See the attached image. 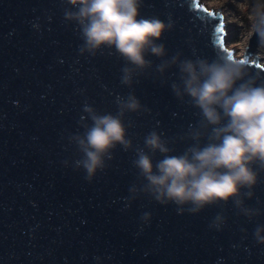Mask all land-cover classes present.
I'll list each match as a JSON object with an SVG mask.
<instances>
[{
  "label": "water",
  "instance_id": "1",
  "mask_svg": "<svg viewBox=\"0 0 264 264\" xmlns=\"http://www.w3.org/2000/svg\"><path fill=\"white\" fill-rule=\"evenodd\" d=\"M66 9V0H0V264H264V246L253 239L256 224H264V172L254 198L245 201L262 214L248 222L229 203L226 225L215 231L209 224L220 207L177 214L174 205L147 196L130 200L129 187L138 182L134 151L117 146L91 182L74 169L79 153L70 138L83 131L85 104L115 114V98L132 92L148 109L125 116L133 148L155 130L176 155L191 145L186 136L200 115L187 98L174 97L177 69L161 78L155 57H147L153 68L129 89L120 83L125 62L114 49L79 54L83 42L77 26L64 20ZM218 11L198 0H142L139 14L167 26L160 41L166 58L180 53L212 62L232 53ZM259 42L253 30L233 62L247 60L248 75L264 84Z\"/></svg>",
  "mask_w": 264,
  "mask_h": 264
},
{
  "label": "clouds",
  "instance_id": "2",
  "mask_svg": "<svg viewBox=\"0 0 264 264\" xmlns=\"http://www.w3.org/2000/svg\"><path fill=\"white\" fill-rule=\"evenodd\" d=\"M141 3L66 0L71 10H65L64 20L79 29L83 42L79 54L95 56L103 48L114 49L125 62L120 83L129 89L134 79L153 68L149 56L161 61L155 66L161 78L177 69L179 82L170 84L171 91L181 103L187 98L200 115L186 136L192 143L176 155L162 134L153 130L144 137L142 148H133L127 136L131 124L126 125L125 116L148 109L129 92L126 97L115 98V114H99L92 106H83V131L70 138L79 153L74 169H82L85 180L91 182L98 171L103 172L119 146L135 153L132 165L138 182L129 187L130 200L147 196L157 204L174 205L177 214L187 211L196 215L206 207H220L221 212L209 224L215 231L226 225L223 209L229 203L238 215L252 222L262 214L245 201L254 198L260 172H264V84H258L243 65L227 57L209 62L181 59L176 53L166 58V48L160 41L167 26L158 18L140 17ZM251 15L253 30L264 40V7H255ZM156 154L161 159L154 164ZM150 218V213L141 216L144 222ZM253 239L256 245L264 246V224H256Z\"/></svg>",
  "mask_w": 264,
  "mask_h": 264
},
{
  "label": "rangeland",
  "instance_id": "3",
  "mask_svg": "<svg viewBox=\"0 0 264 264\" xmlns=\"http://www.w3.org/2000/svg\"><path fill=\"white\" fill-rule=\"evenodd\" d=\"M198 2L206 9L214 12H217V8H220L218 13L222 15L223 19L224 44L228 49L233 45L247 46L248 37L253 33L251 13L257 6L264 7V1L262 0H198ZM259 39L256 56L262 58L259 59L260 63H264V40H261L260 37ZM245 47L241 56L245 51ZM230 50L233 55L237 53V50L232 48Z\"/></svg>",
  "mask_w": 264,
  "mask_h": 264
},
{
  "label": "snow or ice",
  "instance_id": "4",
  "mask_svg": "<svg viewBox=\"0 0 264 264\" xmlns=\"http://www.w3.org/2000/svg\"><path fill=\"white\" fill-rule=\"evenodd\" d=\"M208 15H209V16H213L214 14H212V13H208ZM222 30H223V27H222V25H221L219 31L222 32ZM220 47L223 48V40H221V42H220ZM226 57H227L229 60L233 61V54H232L231 52H227V56H226ZM238 63L241 64V65H247L248 61L242 59V60L238 61ZM256 67L259 68L260 65L257 64Z\"/></svg>",
  "mask_w": 264,
  "mask_h": 264
},
{
  "label": "bare ground",
  "instance_id": "5",
  "mask_svg": "<svg viewBox=\"0 0 264 264\" xmlns=\"http://www.w3.org/2000/svg\"><path fill=\"white\" fill-rule=\"evenodd\" d=\"M227 48V47H226ZM230 48V47H229ZM231 48L232 49H234V50H237V53L234 55V57L235 58H239V57H241V49L238 47V46H236V45H233V46H231ZM230 48V49H231ZM243 55V54H242Z\"/></svg>",
  "mask_w": 264,
  "mask_h": 264
},
{
  "label": "built area",
  "instance_id": "6",
  "mask_svg": "<svg viewBox=\"0 0 264 264\" xmlns=\"http://www.w3.org/2000/svg\"><path fill=\"white\" fill-rule=\"evenodd\" d=\"M238 47H240L242 49L241 50V53H242L245 46L242 47V46L238 45Z\"/></svg>",
  "mask_w": 264,
  "mask_h": 264
},
{
  "label": "trees",
  "instance_id": "7",
  "mask_svg": "<svg viewBox=\"0 0 264 264\" xmlns=\"http://www.w3.org/2000/svg\"><path fill=\"white\" fill-rule=\"evenodd\" d=\"M250 1H256V0H250ZM262 1H264V0H262Z\"/></svg>",
  "mask_w": 264,
  "mask_h": 264
}]
</instances>
